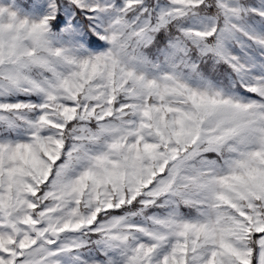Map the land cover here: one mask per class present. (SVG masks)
Here are the masks:
<instances>
[{"label": "snow or ice", "instance_id": "1", "mask_svg": "<svg viewBox=\"0 0 264 264\" xmlns=\"http://www.w3.org/2000/svg\"><path fill=\"white\" fill-rule=\"evenodd\" d=\"M0 264H264V0H0Z\"/></svg>", "mask_w": 264, "mask_h": 264}]
</instances>
